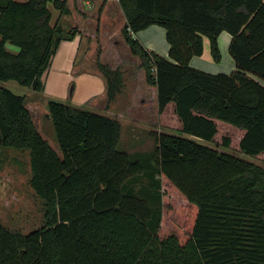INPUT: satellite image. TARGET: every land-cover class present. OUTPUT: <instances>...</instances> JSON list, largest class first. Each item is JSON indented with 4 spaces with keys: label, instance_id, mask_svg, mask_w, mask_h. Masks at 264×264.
Listing matches in <instances>:
<instances>
[{
    "label": "trees",
    "instance_id": "1",
    "mask_svg": "<svg viewBox=\"0 0 264 264\" xmlns=\"http://www.w3.org/2000/svg\"><path fill=\"white\" fill-rule=\"evenodd\" d=\"M119 1L123 36L157 87L159 111L173 103L181 132L209 141L217 119L225 121L244 130L240 151L263 153L264 84L249 73L264 79V0ZM69 13L68 0H0V81L42 91L61 42L75 37L60 23ZM152 25L165 28L169 58L134 36ZM222 31L232 36L236 70L192 66L204 36L221 59ZM96 64L111 102L120 72L99 56ZM48 113L61 155L26 98L0 84V160L4 148L29 150L30 185L44 201L40 228L25 234L0 224V264H264L263 166L171 133L155 134L141 162L144 155L119 149L118 117L55 100ZM146 175L141 195L130 183Z\"/></svg>",
    "mask_w": 264,
    "mask_h": 264
},
{
    "label": "rangeland",
    "instance_id": "2",
    "mask_svg": "<svg viewBox=\"0 0 264 264\" xmlns=\"http://www.w3.org/2000/svg\"><path fill=\"white\" fill-rule=\"evenodd\" d=\"M77 2L78 0H68V5L69 3L72 5L75 4L76 8H78ZM51 8L53 11V21H55L60 13L53 8V6H51ZM67 17L68 15L65 16V19L61 23L66 31L71 29V23L66 20ZM93 26H95V24ZM222 32L228 34L226 31ZM146 33L153 36V39H155L158 44L159 50L161 49L160 51H162L163 47L164 49L167 48L169 43L166 39V30L163 27H152L151 29H148ZM204 37L207 38V36ZM91 41H84L83 47H86ZM218 41L221 50V59L219 61L214 59L211 53V46H209L207 51L198 58L210 60L213 64L211 66H201L202 68L197 66L194 67L215 74L221 72H233L228 63L229 60L233 62V57L229 50L230 44L227 49L223 50L220 44V36ZM6 47L11 52H18L19 50L16 45L11 43H8ZM102 47L103 40L97 37L95 45L91 48V50L94 51V53L91 54L92 59L96 58L97 60V57H100L103 49ZM111 48L112 47L109 46L107 52L110 57L114 55ZM119 50L121 53H118V57H121L122 63L118 68L112 67L113 69H118L120 72L121 85V90L117 92L116 97L113 100L117 103L116 106H114L113 111H115V113H121L122 115L124 113V116H122L121 119L119 118L122 124L119 149L126 150L135 156L144 155L143 157L141 156L140 158H137L143 162L144 158L149 154H153L155 150V134H181L200 143L212 146L219 151H227L237 154L264 167V152L257 156H253L240 151L239 142L244 134L243 129L217 119L218 133L213 141H209L192 134L181 132V123L178 117L174 116L175 112L171 107L173 105L172 103L168 106V110L165 113H159L158 111L151 109L149 107L150 103L141 104L139 102L141 96L152 95L151 92H148L146 87V73L141 67V59L136 56L137 60L135 61L134 55L127 49L125 43L121 44ZM60 56L61 55L59 54L55 59L52 69L49 71L52 64L51 62L48 70L43 75L42 81L44 83V88L42 91L35 90L31 86L22 85L16 80L0 81V84L14 93L24 96L28 104H33L32 107H35L33 108V111L35 113V123L37 128H39V131L48 140L50 145L61 155L62 151L56 137L55 127L48 114V102L55 100L77 107L85 108V106H79L75 103V98L81 88L79 85L81 82L78 80L75 73L69 72V80L60 87V84L58 83L59 75L62 72L60 69L61 66L59 65ZM198 58L193 61L196 65H199L200 62V59ZM235 69L236 68H234V70ZM249 75L264 84V79L253 73H249ZM51 91L54 95H59V97L50 99L49 96L53 95ZM134 96L136 97V101L133 106L128 111H123L121 106L125 104L128 99H130V101L132 99L134 102ZM99 110L109 113L102 108H99ZM225 138L229 139V146L224 144ZM29 158V150L22 151L13 148H4L0 160V224L10 230L25 234L34 229L40 228L44 222V201L36 195L34 189L30 185L31 167ZM147 171H151V169H146L145 173ZM148 183L149 177L146 175L132 181L130 184L137 189L139 194H141V188L147 186Z\"/></svg>",
    "mask_w": 264,
    "mask_h": 264
},
{
    "label": "crops",
    "instance_id": "3",
    "mask_svg": "<svg viewBox=\"0 0 264 264\" xmlns=\"http://www.w3.org/2000/svg\"><path fill=\"white\" fill-rule=\"evenodd\" d=\"M77 3L79 9L76 8L75 4L72 5L69 3L70 13L68 14V19L66 18V20L71 23V29L76 30L75 37L72 40H63L61 42L55 54L56 56L54 55V58L52 59V64L49 68V71L52 69L55 59L60 54L61 56L59 65L61 66L60 69L62 70L61 74L59 75L58 82L60 87L67 80H69V72L75 73L78 77V80L81 82L79 83L81 88L79 89V93L75 98L76 105L85 106V108H90L93 111L105 114L107 116H115L121 119L122 116H124V113L122 115L121 113H115V111H113V108L117 103L115 101L108 102L106 81L96 66V58H91V54L94 53L91 48L95 45L96 38H101L103 40V49L100 55L102 61L108 63L113 68H118V66L122 63L121 57H118V53H121L119 47L122 43H125L127 49L130 50L122 33V28L126 24V16L119 0H78ZM64 19L65 16L61 17L60 23H62ZM94 24L95 26H93ZM155 26L159 25L149 26L148 28L135 33L134 36L139 39V41L149 50L155 51L160 55L169 58V44L167 45L166 49L163 47L162 51H160L161 49L159 50L158 44L155 39H153V36L146 33L148 29H151ZM71 29L67 31H70ZM231 40L232 36L229 32L228 34H225L224 32L221 33L220 44L223 50L228 48ZM84 41H91V43H89L86 47H83ZM109 46L112 47V53H114L116 57L114 55L112 57L108 55L107 52ZM209 46L210 40H208V37H204V53L207 51ZM134 57L136 61V56L134 55ZM198 57L199 56H195L192 58L191 64L193 66L202 68L201 66H211L213 64L210 60H203ZM197 58L200 59L199 65L193 63V61H195ZM228 63L231 70L234 71V68H237L234 59L233 62L229 60ZM146 87L148 92H151L152 95L141 96L139 102L141 104L150 103L149 107L160 113L158 106L157 87L149 85L148 83ZM51 93L53 94L52 91ZM49 97L52 99L59 97V95L53 94ZM133 98L134 102L132 99L131 101L128 99L126 103L121 106L123 111H128L133 106L136 101V97L134 96ZM170 104L171 103H169L162 111L163 113L168 110V106ZM32 105L28 104L27 102V107L31 111L35 121V113L33 111V108L35 107H32ZM171 107L174 111V105ZM99 108L105 109L109 113L102 112L99 110ZM174 116L177 117L175 113Z\"/></svg>",
    "mask_w": 264,
    "mask_h": 264
}]
</instances>
